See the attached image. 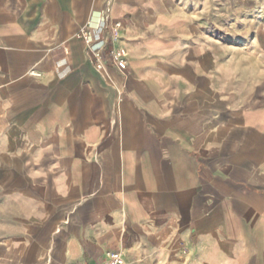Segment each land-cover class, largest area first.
<instances>
[{"label":"crops","instance_id":"crops-1","mask_svg":"<svg viewBox=\"0 0 264 264\" xmlns=\"http://www.w3.org/2000/svg\"><path fill=\"white\" fill-rule=\"evenodd\" d=\"M110 251L264 264V0H0V264Z\"/></svg>","mask_w":264,"mask_h":264},{"label":"built area","instance_id":"built-area-1","mask_svg":"<svg viewBox=\"0 0 264 264\" xmlns=\"http://www.w3.org/2000/svg\"><path fill=\"white\" fill-rule=\"evenodd\" d=\"M119 27L118 23H114L111 28V35L108 37H104L100 44L95 46L92 45V41L88 34L85 31L80 33V36L86 45V48L91 52L93 57L96 60V69L99 71H103L106 65V61H110L113 63L118 69H125L127 67L126 62V53L123 49H115L111 47L106 56L103 55L102 51L109 44L112 34ZM31 75H38L35 71H30ZM125 260L121 252L119 251H110L107 252L104 256V259L100 264H124Z\"/></svg>","mask_w":264,"mask_h":264}]
</instances>
